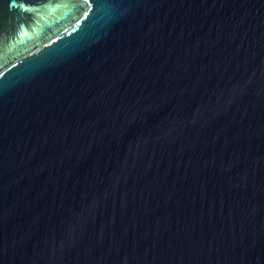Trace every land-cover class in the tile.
Instances as JSON below:
<instances>
[{
    "label": "water",
    "instance_id": "water-1",
    "mask_svg": "<svg viewBox=\"0 0 264 264\" xmlns=\"http://www.w3.org/2000/svg\"><path fill=\"white\" fill-rule=\"evenodd\" d=\"M0 264H264V0H0Z\"/></svg>",
    "mask_w": 264,
    "mask_h": 264
}]
</instances>
